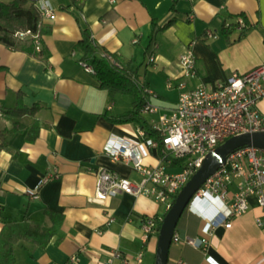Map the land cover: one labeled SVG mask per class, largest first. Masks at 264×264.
<instances>
[{
	"label": "crops",
	"instance_id": "0c3cea01",
	"mask_svg": "<svg viewBox=\"0 0 264 264\" xmlns=\"http://www.w3.org/2000/svg\"><path fill=\"white\" fill-rule=\"evenodd\" d=\"M41 1L49 3L53 15L42 19L49 31L40 36V52H35L33 43L32 52L0 43V130L19 123L0 149V208L14 222L49 224L47 212L61 215L62 221L56 242L52 239L44 247L16 243L14 264H107L112 249L129 258L141 252V264H154L157 227L144 237L141 225L146 218L161 219L165 207L152 198L127 193L103 203L91 200L97 168L135 181L141 175L131 163L112 160L103 151L110 134L134 139L136 124H114L105 117L129 111L133 100L130 107L122 103L125 95L109 102L95 76L79 65L82 30L87 28L96 45L135 69L136 77L143 73L139 83L153 92L148 100L157 108L143 114L150 122L176 106L178 90L167 88L166 81L181 79L178 59L185 47L190 46L195 56L196 76L188 81L190 86H211L264 61V0ZM239 14L247 29L242 36V30L224 27ZM171 17L175 22L156 33L150 54L154 61L148 63L152 20L159 27ZM18 96L26 107H38L34 116L5 113ZM257 108L264 114V98ZM140 150L144 165L157 163L152 149L141 145ZM54 170L58 177L39 188L38 198L25 194ZM235 190L234 184L229 187L231 193ZM247 202V211L232 217L230 226L216 220L208 234L202 231L204 220L188 210L182 213L175 230L180 241L171 242L167 263L264 264V227L256 222L264 220V208L253 195ZM2 225L0 221V230ZM185 237H204L207 243L193 247L183 241Z\"/></svg>",
	"mask_w": 264,
	"mask_h": 264
},
{
	"label": "built area",
	"instance_id": "2783aa9c",
	"mask_svg": "<svg viewBox=\"0 0 264 264\" xmlns=\"http://www.w3.org/2000/svg\"><path fill=\"white\" fill-rule=\"evenodd\" d=\"M114 2L115 0H109ZM37 9L42 19L53 15V8L46 1H36ZM225 28L242 30L245 27L243 17L239 14L232 23L226 22ZM13 38L19 40L31 39L35 52H40V36L30 30L16 31ZM208 36L215 37V35ZM110 62L118 69L123 64L111 53L103 52ZM148 63L154 61L152 55ZM182 69L180 80L166 81L167 88L178 90L176 106L169 112H162L156 119L150 121L151 129L160 140L148 138L144 129L135 127L134 139L127 140L122 136L110 134L103 145V151L112 160L131 163L141 175L140 180H130L116 173L99 167L95 170L96 184L92 201L103 203L110 197L120 193L133 196L142 195L152 198L163 205L167 211L177 193L188 181L191 175L201 166L206 154L232 136L246 132L264 131V114L258 108V102L264 98V61L245 72H233L223 81H216L211 86L201 83L190 86L189 80L196 76L195 56L190 46L185 47L179 55ZM79 65L87 72L94 70L83 60ZM136 84L139 81L133 77ZM148 99L153 96L149 88H144ZM147 99L141 108L142 114L157 111ZM110 109V105L108 106ZM161 144V148H160ZM152 149L157 156L155 165H144L140 146ZM176 161V163L174 162ZM177 166L179 170L170 172V167ZM58 177L55 170L47 173L37 183L36 188L25 189L30 198L39 197V188L51 178ZM235 185L231 193L229 187ZM253 195L257 204L264 208V149L245 146L227 154L217 170L210 175L193 193L186 210L205 221L202 231L210 233L213 222L228 227L232 217L247 211V196ZM160 217L146 218L141 229L144 237L157 227ZM257 225L264 227L262 218L256 219ZM180 241L174 232L171 242ZM185 243L193 247L205 246L206 238L185 237ZM72 261L75 257L71 258ZM142 253L129 258L119 250L109 251L107 264H141Z\"/></svg>",
	"mask_w": 264,
	"mask_h": 264
},
{
	"label": "trees",
	"instance_id": "16d2710c",
	"mask_svg": "<svg viewBox=\"0 0 264 264\" xmlns=\"http://www.w3.org/2000/svg\"><path fill=\"white\" fill-rule=\"evenodd\" d=\"M37 8L36 0H0V43L15 49L21 48L32 52L31 39L19 40L13 38L12 35L16 31L30 30L41 36L49 31V27L43 23L40 11ZM174 22L175 18L171 17L162 26L157 27L155 19L152 20L151 38L146 49L147 56H150L152 47L155 45L156 33L171 26ZM246 32L247 29H242L241 36ZM90 33L87 28L82 30V38L77 47L82 55L81 60L93 68L94 74L92 75L95 76L98 87L107 91L109 102H112L117 95L129 96L133 100L129 111L116 116L107 113L105 117L114 124L134 123V125L136 124L144 129L146 137L160 140L157 133L151 129L150 122L141 113V108L148 99L144 88L148 87L142 83H140L142 84L140 86L134 82L133 77L137 79L136 71L135 69L132 70L128 63L123 64L118 69L106 56L102 55L105 51L95 44ZM18 42H27L28 45L18 46ZM37 109V106L29 108L23 105L21 97L18 96L16 105L7 109L5 113L16 118L31 117L35 115ZM18 124L16 123L11 130H0V149L5 148V136L12 130H16ZM35 136H29L28 138L32 141ZM174 162L176 163V161ZM165 213L166 210L157 223V233ZM47 216L49 217V224L34 221L14 222L7 220L0 208V221L3 223L0 230V264H14V246L19 241L30 243L34 247H44L52 239L55 242L59 240L58 230L62 216L52 212H47Z\"/></svg>",
	"mask_w": 264,
	"mask_h": 264
},
{
	"label": "water",
	"instance_id": "95a60500",
	"mask_svg": "<svg viewBox=\"0 0 264 264\" xmlns=\"http://www.w3.org/2000/svg\"><path fill=\"white\" fill-rule=\"evenodd\" d=\"M245 146L264 149V131L246 132L232 136L206 154L201 166L191 175L177 193L171 207L166 211L162 219L157 235L154 264H168L167 256L172 235L193 193H195L205 179L212 175L217 170L218 166L224 162L227 154Z\"/></svg>",
	"mask_w": 264,
	"mask_h": 264
},
{
	"label": "rangeland",
	"instance_id": "374dc122",
	"mask_svg": "<svg viewBox=\"0 0 264 264\" xmlns=\"http://www.w3.org/2000/svg\"><path fill=\"white\" fill-rule=\"evenodd\" d=\"M140 73H141V71H140ZM140 73H138V77H137V80L139 81V82H143V73L140 75ZM122 97V103H124L123 105H125V103H126V105L128 106V107H130V102H131V99H130V97L129 96H121ZM177 169L179 170V168L176 166V168H171V169H168V171H170V172H175V171H177Z\"/></svg>",
	"mask_w": 264,
	"mask_h": 264
}]
</instances>
